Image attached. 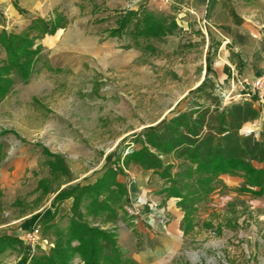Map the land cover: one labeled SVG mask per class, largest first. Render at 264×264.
<instances>
[{"label":"rangeland","instance_id":"374dc122","mask_svg":"<svg viewBox=\"0 0 264 264\" xmlns=\"http://www.w3.org/2000/svg\"><path fill=\"white\" fill-rule=\"evenodd\" d=\"M171 1L58 0L48 14L37 16L56 31L40 42L44 49L29 81L16 83L0 102V236L22 237L38 228L39 239L52 247L56 229L65 230L70 215L68 199L54 200L58 192L91 182L110 167L137 166L122 164L125 155L141 148L135 135L204 103V94L191 91L206 77L214 89L221 86L222 104L248 102L259 108L258 119L242 125L239 133H253L264 143V101L243 83L246 77L215 81L220 43L204 16ZM129 10L165 17L177 27L159 39L136 41L128 30L111 36ZM5 58L0 49V65ZM44 149L63 158L69 175L50 170ZM227 186L218 185L196 203L176 236L157 232L160 251L167 247L170 252H162L153 264H264V195ZM81 212L86 214L85 204ZM53 213V227L45 229ZM118 213L123 221L129 217L124 209ZM164 214L172 218L169 211ZM18 257V251H7L0 254V264H13Z\"/></svg>","mask_w":264,"mask_h":264},{"label":"trees","instance_id":"16d2710c","mask_svg":"<svg viewBox=\"0 0 264 264\" xmlns=\"http://www.w3.org/2000/svg\"><path fill=\"white\" fill-rule=\"evenodd\" d=\"M140 14L139 10L126 11L109 34L119 37L120 32L128 30L136 41L140 37L159 39L172 34L177 27L174 21L167 22L165 17L146 12L143 16ZM55 31L56 27L50 21L37 17L20 34L0 32V49L6 56L0 65V102L16 83L29 81L44 49L40 42ZM208 68V72H213L211 65ZM214 88L206 77L191 91L204 94L205 102H196L185 111L135 135L141 148L133 149L122 161L124 166L134 164L156 172L166 186L162 193L167 198L178 199L177 206L184 213L183 219L218 185L225 186L221 180L224 175L243 179L238 192L254 197L264 195V168L254 165L264 163V143L256 140L253 133L247 136L239 133L242 125L258 119L260 110L248 102L224 105ZM43 152L52 159L47 161L52 172L69 175L61 156L45 149ZM169 157L172 162L165 161ZM172 169H176L175 173ZM122 173L120 167H110L92 184H76L58 192L54 200L72 199V206L66 229H56L55 242L47 252L39 246L25 245L19 237L2 235L0 254L18 251V260L13 264H73L75 258L83 264H137L124 257L113 231L86 220L89 215H105L106 221L111 222L117 219V212L123 209L127 197V185L117 180ZM82 204L87 209L85 215L81 212ZM53 219L54 213L44 221L45 229L53 227Z\"/></svg>","mask_w":264,"mask_h":264},{"label":"crops","instance_id":"0c3cea01","mask_svg":"<svg viewBox=\"0 0 264 264\" xmlns=\"http://www.w3.org/2000/svg\"><path fill=\"white\" fill-rule=\"evenodd\" d=\"M57 1L0 0V32L24 30L33 18L44 17L51 10L50 8L57 7ZM171 2L179 8L194 11L206 18L205 24L214 39L220 43L217 53L219 60L214 66L216 82L226 84L233 81L235 76L250 79L252 76L264 75V0H172ZM237 69L241 70L242 76L238 75ZM254 165L257 168H264V163ZM122 172L117 176V180L127 185V197L123 209L139 194L147 196L158 208L149 212L146 209L143 217L137 221L130 216H126L127 220L123 221L119 213L114 222L106 221L104 216L97 217L96 220L92 218L87 220H92V225L113 231L124 257L134 260L137 264H153L162 252L166 250L170 252L167 247L161 252L156 244L159 242L157 232L163 233L164 230L158 223V209L171 213L172 218L169 219L166 227L170 231L164 230L169 236L177 235L175 231L179 228L183 213L177 207V198L166 199L160 193L166 186L161 183L154 171L135 166L124 168ZM99 177L101 175L86 184L94 183ZM221 180L225 186L230 185L235 188L240 187L243 182L239 177L228 175L222 176ZM66 201L70 210L72 199ZM23 235L19 238L22 239ZM142 241L150 245L146 244V246ZM38 246L46 252L51 248L43 239ZM77 260V264H83L79 259Z\"/></svg>","mask_w":264,"mask_h":264},{"label":"built area","instance_id":"2783aa9c","mask_svg":"<svg viewBox=\"0 0 264 264\" xmlns=\"http://www.w3.org/2000/svg\"><path fill=\"white\" fill-rule=\"evenodd\" d=\"M152 1H159L161 3H167L168 0H152ZM244 84L249 85L251 87L252 92L256 95L258 101H264V75L256 78L254 81L249 82L247 79L242 80ZM221 86L217 84L216 92L218 95H222V91L220 90ZM158 206L153 202L150 201L147 196L139 194L136 196L128 205L124 207L125 212L128 216L133 217L134 220H138L139 218L143 217L146 209L148 212L151 210H156ZM160 212L158 215V223L159 226L166 230L167 223L169 219L167 218L164 209H158ZM22 240L25 244L30 245L32 248L38 246L40 243L39 239V230L38 228H32L28 232L23 235Z\"/></svg>","mask_w":264,"mask_h":264},{"label":"bare ground","instance_id":"6f19581e","mask_svg":"<svg viewBox=\"0 0 264 264\" xmlns=\"http://www.w3.org/2000/svg\"><path fill=\"white\" fill-rule=\"evenodd\" d=\"M245 130H247V131H248V130H249V127H248V126H245Z\"/></svg>","mask_w":264,"mask_h":264}]
</instances>
